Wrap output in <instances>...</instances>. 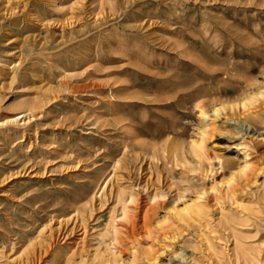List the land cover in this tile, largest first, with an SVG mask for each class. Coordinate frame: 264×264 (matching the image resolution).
Listing matches in <instances>:
<instances>
[{
	"label": "rangeland",
	"instance_id": "rangeland-1",
	"mask_svg": "<svg viewBox=\"0 0 264 264\" xmlns=\"http://www.w3.org/2000/svg\"><path fill=\"white\" fill-rule=\"evenodd\" d=\"M121 32L137 43L146 39L159 70H181L185 78L151 79L138 48L111 49ZM156 37L181 46L170 49ZM124 51L128 59L121 62ZM199 54L225 63L227 75L214 78L196 67ZM0 63L6 65L0 71V264H25L34 238L42 243L38 264H97L101 257L118 264H246L247 254L264 248V0H0ZM110 94L112 102L132 101L136 108L102 110L103 122L91 125L97 96L105 102ZM200 103L208 117H198ZM29 107V120L2 125L9 115L22 119ZM116 111L125 117L119 129L106 125ZM131 118L136 129L128 127ZM123 128L131 129L130 145L144 140L165 145L164 152L157 160L142 157L130 173L115 167ZM201 136L215 157L202 168L195 154ZM112 174L134 199L125 215L100 196ZM152 193L159 196L151 199ZM84 204L89 230L82 238V213L73 210ZM109 223L116 231L101 237ZM144 253L156 260L146 262Z\"/></svg>",
	"mask_w": 264,
	"mask_h": 264
},
{
	"label": "bare ground",
	"instance_id": "bare-ground-1",
	"mask_svg": "<svg viewBox=\"0 0 264 264\" xmlns=\"http://www.w3.org/2000/svg\"><path fill=\"white\" fill-rule=\"evenodd\" d=\"M228 2V1H227ZM173 7V6H172ZM171 7V8H172ZM174 8V7H173ZM125 11V10H124ZM171 12V11H170ZM169 12V13H170ZM173 13V12H172ZM172 14L170 13V15L169 16H171ZM33 16V15H32ZM169 16H167V17H169ZM216 16V15H215ZM172 18V17H171ZM216 17H214L213 19H215ZM32 19V18H31ZM212 19V18H211ZM212 19V20H213ZM219 19V18H218ZM220 19H222V17L220 18ZM35 20V19H34ZM174 21V20H173ZM220 21V20H219ZM219 21H218V23H219ZM222 21H226V20H222ZM166 22V21H165ZM164 22V23H165ZM167 22H168V20H167ZM178 22H180V21H178ZM221 22V21H220ZM135 23H137V21L135 22ZM163 23V24H164ZM215 23V22H214ZM217 23V22H216ZM224 23V24H223ZM222 24H223V26L224 25H227V26H230L229 24H228V22H223ZM166 24V23H165ZM169 24V23H168ZM220 24V23H219ZM61 25V24H60ZM132 25H134V24H132ZM185 25L186 24H182V25H180V27H179V31H182L183 29H185ZM218 25V24H217ZM127 26V25H126ZM125 26V27H126ZM129 26H131V25H129ZM137 26V25H136ZM139 26V25H138ZM150 26H152V23H149L148 25H147V27H150ZM162 26V25H161ZM167 26H171V25H167ZM167 26H166V28H167ZM233 26V25H232ZM235 26V25H234ZM131 27H134L135 28V26H131ZM222 27V26H221ZM114 28V27H113ZM126 28H128V27H126ZM236 28V27H235ZM138 29V28H137ZM141 29H142V26H141ZM176 29V28H175ZM225 29V28H224ZM229 29H230V27H229ZM171 30H173V29H171ZM171 30H169V31H171ZM177 31H178V29H176ZM188 30V29H187ZM111 32L112 31H114V30H110ZM128 31H130V30H128ZM139 31V30H138ZM141 31V30H140ZM138 32V34H140L141 32ZM176 31V32H177ZM183 31H185V30H183ZM205 32V31H204ZM115 33V32H114ZM129 33V32H128ZM237 33V32H236ZM111 34V33H110ZM130 34V33H129ZM132 34V33H131ZM130 34V35H131ZM134 34V33H133ZM144 34V33H143ZM162 34V33H161ZM191 34L192 35H194L195 37H199V35L198 34H196V33H193V32H191ZM235 34V33H234ZM149 35V34H148ZM163 35V34H162ZM116 36V37H115ZM115 39H117V40H115V42L114 41H111L110 42V46H111V49H112V47H114L115 48V50L118 48V49H121V47H126V46H129V47H136V48H138V55H136V57L138 58V59H140V60H142L143 61V63H145L147 66H149V68H151V70L149 69V70H147L148 72H150L151 74V76H150V78L151 79H156V77L158 78L159 77V79L161 80V81H174V80H176V81H180V80H182V79H184L185 78V76L184 75H182L181 74V70H178V71H172L171 69H169V70H167V71H160L159 70V67H160V63H157L156 62V64L155 63H153L154 62V58H155V55H154V51L151 49V47H150V45H149V43H148V41L146 40V39H143L144 41H140V43H137L138 41H136V39H134V38H136V37H134V38H132L131 40H129L127 37H125L124 36V33H118L117 35L115 34ZM142 36V35H141ZM146 36V35H145ZM150 36V35H149ZM161 36V35H160ZM147 37V39L148 38H150V37H148V36H146ZM173 37V36H172ZM175 37H176V35H175ZM243 37V36H242ZM245 37V36H244ZM131 38V37H130ZM156 38H158V39H160L161 40V42L163 43L162 45H166V44H168L167 45V47H169L170 49H176V48H178V47H180L181 45H180V43L179 42H174V41H171V40H167V39H164V38H160V37H156ZM182 38V39H181ZM180 39H181V41H186L187 42V40H185L183 37H181ZM201 36L198 38L199 39V41L200 40H202V42H204L205 41V39H203V38H201ZM151 39V38H150ZM178 39V38H177ZM176 39V40H177ZM70 40V39H69ZM128 40V41H127ZM153 40V39H152ZM74 41H75V39H74ZM113 42V43H112ZM183 42V43H184ZM59 43V42H58ZM109 43V42H108ZM153 45V44H152ZM157 45V44H156ZM24 48V47H23ZM110 48V47H109ZM154 48V47H153ZM163 49V48H162ZM187 49V48H186ZM188 50H190V49H187V51ZM60 51V50H59ZM191 51V50H190ZM84 52V51H83ZM114 52V51H113ZM121 52V51H120ZM158 52V51H157ZM192 52V51H191ZM194 52V51H193ZM115 54H117L116 52H114ZM118 53H119V51H118ZM128 53V52H127ZM170 53V52H169ZM195 53V52H194ZM208 53V52H207ZM210 53V52H209ZM208 53V54H209ZM120 54V53H119ZM162 54V53H161ZM51 55V54H50ZM211 57H213L211 54H209ZM111 56V55H110ZM113 56H114V54H113ZM157 56V55H156ZM167 56V55H166ZM109 57V56H108ZM115 57L117 58V56L115 55ZM182 57V56H181ZM120 59H121V62H123V61H125L126 59H128V56H127V54H126V52L124 51L123 52V54H121L120 55V57H119ZM161 58H163L162 56H160V55H158V59L160 60ZM166 58V57H165ZM193 58H195V60H193L195 63H196V67H200L201 69H203L204 71H206V72H209L210 73V75H211V77H213L215 74H218V72L219 73H221V75H227V69H226V67H229V66H226V64L225 63H221V62H219L218 60H216V59H212V61H210V62H208V59H207V57L205 58L204 56H202V54L200 55H198V57H193ZM74 59V58H73ZM113 59H115L114 57H113ZM77 60H79V59H77ZM133 60V59H132ZM132 60L130 59V61L132 62ZM134 61V60H133ZM157 61V60H156ZM161 61V60H160ZM76 62V61H75ZM127 62H129V61H127ZM137 62V61H136ZM140 62V61H139ZM163 63V62H162ZM164 65H166V67H170V64H172V61H170V60H167V59H165L164 60ZM209 63H211L212 65V67L211 66H209L210 64ZM17 64V63H16ZM123 64H125V63H123ZM128 64V63H127ZM137 64H139V63H137ZM194 64V63H193ZM130 65H131V63H130ZM5 64H2V63H0V71L2 72V70L5 68ZM141 66H143V65H141ZM140 66V67H141ZM97 67V66H96ZM28 68V67H27ZM132 68V67H131ZM143 68H144V66H143ZM146 68V67H145ZM140 69V68H139ZM142 69V68H141ZM155 69V70H154ZM176 69V68H175ZM143 70V69H142ZM64 73V72H63ZM143 73H145V72H143ZM146 74H147V72H146ZM67 76L66 75H63V78H66ZM142 77V76H141ZM24 78V77H23ZM214 78H215V76H214ZM146 79V78H145ZM115 84V83H114ZM115 87V86H114ZM181 90V89H180ZM199 91L202 93V97H204V98H210V95L209 94H207V93H205V91L201 88V89H199ZM98 93V92H97ZM96 93V94H97ZM113 93V92H112ZM116 94V93H115ZM114 95V94H113ZM137 96V95H136ZM135 96V97H136ZM140 96V97H139ZM138 97H139V99H143V95H139ZM98 97V99H97V101L96 102H100V105L97 107V108H95V109H93V115H92V122H91V125H97V124H99V123H101V122H103V121H101V116L104 114L103 112H102V110H108V109H111V108H114L113 106H123L124 108H127L128 110H130L131 108H132V106H133V108H136L135 107V104L134 103H132V101H129V103L128 102H122L121 104L120 103H114V102H112V94H110V95H108L107 96V98L109 99H107L108 101H106L105 100V102L104 101H102V99L101 98H99V96H97ZM201 99V98H200ZM153 101H155V100H153ZM160 101V100H159ZM196 101V100H195ZM135 102V101H134ZM153 103V102H152ZM155 105V104H154ZM197 106V105H196ZM203 106H204V103H200L199 105H198V117H201V118H205L206 116H207V113L204 111V109H203ZM227 107V106H226ZM230 107H232V106H230ZM224 108V107H223ZM116 109V108H115ZM126 109V110H127ZM219 109H221V108H219ZM225 109V108H224ZM85 110V109H84ZM109 111V110H108ZM31 112H32V108H26V109H24L23 110V116L22 117H20V118H22V119H20L19 120V118H16V115H9V116H6L5 118H4V120L2 121V125H18V122L19 121H27V120H29L31 117H33L32 116V114H31ZM92 112V111H91ZM117 112V111H116ZM109 113V112H108ZM220 113V110H216L215 111V114H219ZM117 114H119L118 112L116 113V115ZM120 116V115H119ZM112 117V116H111ZM208 117V116H207ZM89 118V117H88ZM88 118H86L87 120H88ZM107 118H109L110 119V117H107ZM125 119V117L123 118V117H118V115H117V117H114V115H113V117L110 119V123H109V121L107 122V124L106 125H110V126H112V127H115L116 129H117V127H118V129H119V126H120V124H121V122L123 121V120ZM126 120H127V118H126ZM214 118L212 119V122H211V125H213V122H214ZM77 121H78V119H77ZM125 121V120H124ZM123 121V122H124ZM128 121H129V125H128V127H132V128H134V124L135 123H137V120H135L134 118H131V119H128ZM201 121H204L203 119L201 120ZM76 121H74V123H75ZM106 122V121H105ZM127 123V122H126ZM197 123V122H196ZM200 124V123H199ZM202 124V123H201ZM207 126V125H206ZM122 127V126H121ZM203 128V127H202ZM208 128V127H207ZM7 129V128H6ZM10 129V128H9ZM109 129V128H108ZM124 129V128H123ZM134 129H136V128H134ZM106 130V129H105ZM131 129H124V131L123 130H121V131H123L122 133H124V139H123V142L125 143L124 144V151L123 152H121V156H120V158H118V159H113V163H114V165H115V167H119V168H123V169H126V170H128V172L130 173V171H129V169L132 167V164L133 165H135L136 164V162L137 161H139L142 157L144 158H146V159H149V160H154V159H156L157 158V155H158V153L161 151V152H164V150H165V145H163V146H160V149H157L156 148V145H154V144H149V142L148 143H146V142H144V140L143 141H140V142H137V143H134V144H129L128 142V140H130L132 137H131V131H130ZM133 130V129H132ZM206 130V129H205ZM120 131V132H121ZM7 132V131H6ZM202 132H205V131H202ZM201 132V133H202ZM22 133V132H21ZM134 133H135V131H134ZM206 133V132H205ZM203 135V134H202ZM23 136V135H22ZM5 137H6V134H5ZM106 138H108V137H106ZM85 139V138H84ZM109 139H111V138H109ZM117 139V138H116ZM120 139V138H119ZM122 139V138H121ZM132 139H134V137L132 138ZM135 140V139H134ZM171 140V139H170ZM128 141V142H127ZM132 141V140H131ZM138 141V140H137ZM262 141V140H261ZM121 142H122V140H121ZM153 142V141H152ZM199 144H197L198 146H196L197 147V151L195 152V154L199 157V159H200V161H199V163H200V166L199 167H201L202 168V162L203 161H210L211 162V160H214L215 159V157L214 156H211V155H209L207 152H206V150L204 149V146L202 145V143H203V136H201V138H200V140H199V142H198ZM263 143V142H262ZM49 144V143H48ZM111 144H112V142H111ZM264 144V143H263ZM122 145H123V143H122ZM133 145V146H132ZM134 145H139V147L140 148H142V151H140V152H138L137 154H134V150H133V147H134ZM117 146H118V144H117ZM114 147V146H113ZM194 147H195V145H194ZM28 148V147H27ZM114 149V148H113ZM196 149V148H195ZM117 150V149H116ZM127 150V151H126ZM160 150V151H159ZM117 152H119V151H117ZM44 153V152H43ZM103 155V154H102ZM110 155H112V154H110V153H107V155H103L102 157L103 158H110ZM117 155V154H116ZM119 156V155H118ZM112 158V157H111ZM117 158V157H116ZM158 159V158H157ZM156 159V160H157ZM32 168V167H31ZM33 169V168H32ZM166 169V168H165ZM135 170V169H134ZM255 170V169H254ZM127 172V171H126ZM115 173V172H114ZM161 173V172H160ZM131 176V175H130ZM109 177V176H108ZM110 177H112L108 182H107V180H106V184L103 186V188L101 189V195L100 196H103V200L104 201H107V200H110V203H111V200L113 201V203L117 206V211H121V213H122V215H125V210H126V207H128L127 206V204L130 202H132L134 199L132 198V196L131 195H127L125 192H122L120 189H119V187H120V183H119V179H120V177L118 176V175H116V174H112ZM127 177L129 178V176L127 175ZM122 180V179H121ZM246 180H249V178L247 177V179ZM56 185V184H55ZM143 186V185H142ZM145 186V185H144ZM136 187H138L137 185H136ZM140 188H142V190L144 189L143 187H140ZM240 189V188H239ZM145 190H146V187H145ZM144 190V191H145ZM208 190V189H207ZM146 192V191H145ZM229 192V191H228ZM214 193V192H213ZM133 194V193H132ZM158 194H160V193H158ZM84 195V194H83ZM127 195V196H126ZM85 196V195H84ZM124 196H126V197H124ZM157 196H159V195H157V194H154V193H152V195L150 196L151 197V199H154L155 197H157ZM161 196V195H160ZM79 198V199H78ZM133 199V200H132ZM148 199H149V197H148ZM74 200V199H73ZM77 203H79V202H82L84 199L82 198V197H77ZM199 200V199H198ZM152 201V200H151ZM134 202V201H133ZM108 203V202H107ZM109 204V203H108ZM94 205V204H93ZM151 206V205H150ZM197 206V205H196ZM69 207V206H68ZM114 207V206H113ZM198 207V206H197ZM105 208V207H104ZM107 208V207H106ZM198 208H200V207H198ZM102 209V208H101ZM197 209V208H196ZM89 210V207H88V205L87 204H84L82 207H80L79 209H75V210H73L74 211V213H79V212H81L82 213V216H81V220H80V223H79V226L78 227H80V226H82L81 228L82 229H80V230H82V233H80V234H82V238H85V236H86V233H87V231L89 230L88 229V221H87V217L86 216H84V214L87 212ZM207 210V209H206ZM248 211V210H247ZM199 212V211H198ZM26 213V212H25ZM84 213V214H83ZM185 213V212H184ZM28 214V213H27ZM72 215V214H71ZM89 217H91L90 215H89ZM115 217V216H114ZM92 218V217H91ZM120 219V218H119ZM113 220H114V218H113ZM248 220V219H247ZM90 221H94V218H92V220H90ZM68 222V221H67ZM69 222H70V220H69ZM113 222V221H112ZM64 223H65V221H64ZM76 223V222H75ZM73 224V226L70 228V229H66V231L64 232V234L62 235L63 237H64V239L66 238V237H68V236H71V234L73 233V231H74V229L76 228V224ZM119 224H120V222H119ZM64 225V224H63ZM71 225V224H70ZM124 225V224H123ZM60 226V225H59ZM61 226H62V224H61ZM69 226V225H68ZM125 226V225H124ZM148 226V225H147ZM219 226V225H218ZM222 226V225H221ZM65 227H67V225L65 226ZM127 227H128V225H127ZM149 227V226H148ZM126 228V227H125ZM64 229V228H63ZM136 229V228H135ZM148 229V228H147ZM151 229V228H150ZM153 229V228H152ZM118 230H119V228H118ZM154 230H156L155 228H154ZM224 230V229H223ZM56 231V230H55ZM57 231H59L58 229H57ZM116 231V229H115V226H114V224H108L106 227H105V229H104V232H100V236L102 237V236H105V235H107L108 233H111V232H115ZM136 231V230H135ZM151 231V230H150ZM150 231H148V232H150ZM61 232V231H60ZM76 232V231H75ZM145 232V231H144ZM45 233V232H44ZM119 233V232H118ZM165 233V232H164ZM230 233V232H229ZM145 234V233H144ZM1 235V234H0ZM50 235V234H49ZM48 235V236H49ZM146 235V234H145ZM46 236V235H45ZM51 236V235H50ZM12 238V237H11ZM54 238V237H53ZM53 238H51V239H53ZM142 238H143V236H142ZM151 238V237H150ZM48 239V238H47ZM67 239V238H66ZM115 239V238H114ZM153 239V238H152ZM164 239H165V237H164ZM116 240H117V238H116ZM137 240V239H136ZM42 241V240H41ZM152 241V240H151ZM150 241V242H151ZM48 242H50V240L48 241ZM56 242V241H55ZM205 242V241H204ZM70 243V242H69ZM108 243V242H107ZM120 243V242H119ZM152 243V242H151ZM46 244V243H45ZM49 244V243H48ZM102 244V243H101ZM106 244V243H105ZM8 245V247L10 248V249H12L13 248V246L15 245L14 244V242H11V243H8L7 244ZM42 243L41 242H37V240L35 241V238L33 239V240H31L30 241V245H29V247L27 248V249H25V251H24V254L22 255V257H24V261H25V264H34V263H37L40 259H42L41 258V249H42ZM118 245V244H117ZM120 245V244H119ZM236 245V244H235ZM48 246V245H47ZM50 246V245H49ZM74 246V245H73ZM118 247V246H117ZM120 247V246H119ZM236 247V246H235ZM239 247V246H238ZM238 247H236V249L238 248ZM105 248H107V246L105 247ZM233 248V247H232ZM115 249V248H114ZM162 249V248H161ZM1 250H2V247L0 248V253H2L1 252ZM121 250V249H120ZM50 251V250H49ZM121 252V251H120ZM94 253H96V252H94ZM99 253V252H98ZM119 253V252H118ZM43 254V253H42ZM45 254V253H44ZM101 253H99V255H100ZM120 254V253H119ZM136 254V256L137 255H139V254H137V253H135ZM145 254V253H144ZM21 255V254H20ZM20 255H18V256H20ZM46 255V254H45ZM96 255V254H95ZM102 255V254H101ZM146 255V254H145ZM155 255V254H154ZM112 256H114V255H112ZM120 256V255H119ZM136 256H135V258H136ZM229 256V255H228ZM108 257V256H107ZM111 257V256H110ZM109 257V258H110ZM116 257V256H115ZM114 257V258H115ZM96 258H98V257H96ZM95 258V259H96ZM102 258L103 257H101L99 260L98 259H96V260H98V262H97V264H118L116 261H111V260H109V259H105V260H102ZM134 258V259H135ZM144 258V257H143ZM156 258V256L154 257V256H152V255H150V253L149 254H147L146 255V262H150L149 260L150 259H155ZM137 259V258H136ZM235 259H237V257H235ZM13 260V259H12ZM22 260V261H23ZM96 260H93V261H96ZM113 260V259H112ZM122 260V259H121ZM120 260V261H121ZM139 260V259H138ZM156 260V259H155ZM140 261H141V258H140ZM153 261V260H152ZM240 261V260H239ZM17 262H19V259H18V261ZM246 262V261H245ZM22 263V262H21ZM24 263V262H23ZM55 263V262H54ZM122 263H124V262H122ZM234 263V262H233ZM38 264V263H37ZM40 264V263H39ZM45 264V263H44ZM92 264H94V263H92ZM120 264V263H119ZM144 264V263H143ZM246 264H264V248H256V249H254V252L252 253V254H247V262H246Z\"/></svg>",
	"mask_w": 264,
	"mask_h": 264
}]
</instances>
